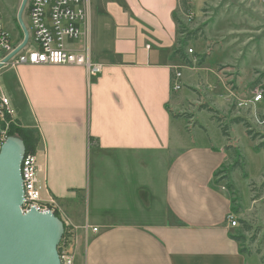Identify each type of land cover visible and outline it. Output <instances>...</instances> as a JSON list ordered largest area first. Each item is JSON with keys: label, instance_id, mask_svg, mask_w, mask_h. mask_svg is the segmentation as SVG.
<instances>
[{"label": "crops", "instance_id": "1", "mask_svg": "<svg viewBox=\"0 0 264 264\" xmlns=\"http://www.w3.org/2000/svg\"><path fill=\"white\" fill-rule=\"evenodd\" d=\"M83 6L81 35L67 47L89 50L99 75L74 65L0 69L14 120L39 131L42 197L74 229L69 264H253L215 181L229 143L172 116L178 0Z\"/></svg>", "mask_w": 264, "mask_h": 264}, {"label": "rangeland", "instance_id": "2", "mask_svg": "<svg viewBox=\"0 0 264 264\" xmlns=\"http://www.w3.org/2000/svg\"><path fill=\"white\" fill-rule=\"evenodd\" d=\"M189 1L187 14L178 10L187 29L180 38L189 31L195 33L185 41L189 63L180 64L187 83L175 96L174 111L185 120L188 131L195 128L204 139L208 128L213 142L225 138L229 143L224 147L228 159L216 175V185L233 204L237 225L232 234L243 235L240 247L253 264H264V91L260 102L251 103L252 89L261 85L264 90V1ZM20 3L0 0L12 39L21 34L16 19ZM23 19L29 28L26 9ZM241 101L247 104L240 106ZM236 118L241 121L237 123ZM68 250L71 254V245Z\"/></svg>", "mask_w": 264, "mask_h": 264}, {"label": "built area", "instance_id": "3", "mask_svg": "<svg viewBox=\"0 0 264 264\" xmlns=\"http://www.w3.org/2000/svg\"><path fill=\"white\" fill-rule=\"evenodd\" d=\"M25 9L30 23L29 28L25 23L29 32L28 40L20 51L12 56L8 62L3 63L2 67L8 64L74 65L84 67L91 78L102 72L101 64L91 59L89 50H75L67 47L68 42L77 40L81 35V25L86 18L83 0H28ZM22 39V31L19 39H12L4 23L3 12L0 8V63ZM189 51L191 52L192 49ZM173 68L171 88L172 91L177 92L183 85L182 69L181 67ZM263 91L261 85H256L251 91V103L260 102ZM246 104L243 101L239 103L240 106ZM13 121V109L10 101L0 90V124L3 122L5 125V128L1 129L0 132V143L7 137V127ZM263 122L264 118L261 120V123ZM39 172L40 167L36 153L25 152L21 163L24 190L22 212L25 213L32 207L39 211L58 212L54 198L44 199L42 197ZM63 222L67 228V235L59 244L58 251L62 264H69L71 254L68 246L71 245L74 229L65 220ZM226 222L230 227L237 225V217L233 211L227 213ZM92 230L97 231V228L92 227Z\"/></svg>", "mask_w": 264, "mask_h": 264}, {"label": "water", "instance_id": "4", "mask_svg": "<svg viewBox=\"0 0 264 264\" xmlns=\"http://www.w3.org/2000/svg\"><path fill=\"white\" fill-rule=\"evenodd\" d=\"M28 0H21L16 19L22 41L0 63H6L26 44L29 36L23 14ZM1 132V128H0ZM24 142L7 136L0 143V264H62L58 247L64 222L53 211L32 207L23 213L24 190L21 163Z\"/></svg>", "mask_w": 264, "mask_h": 264}, {"label": "trees", "instance_id": "5", "mask_svg": "<svg viewBox=\"0 0 264 264\" xmlns=\"http://www.w3.org/2000/svg\"><path fill=\"white\" fill-rule=\"evenodd\" d=\"M189 4L190 1L189 0H178V5H179V10H181L183 13H188L189 12ZM175 22L177 25V32L180 35L186 34V28L183 27L182 21L175 16ZM187 36L186 37H181L178 39L177 41V46L174 48L173 50V56L174 57H178L181 61L183 62H187L189 63V60L187 58V55L185 53L184 50V45H185V41L188 38L189 35H191L192 33H195V31L191 32H187ZM203 60L200 61V63ZM209 110H211L209 108ZM172 116H179L178 114H173ZM235 121L237 123H239L241 121L240 118H236ZM1 129L5 128V125L3 122H1L0 124ZM221 132L224 136H227L226 131L224 129V127L221 128ZM248 134H250V131H247ZM7 136H16L18 138H20L26 147V152H35L36 147L40 141V135H39V131L34 128V127H25L22 126L21 123L19 121L14 120L13 122H10L8 127H7ZM264 145V143H263ZM220 171L216 172V175L219 173ZM55 215L59 217V213L57 211H55ZM64 234L62 236L61 241H63L64 237L67 235V228L64 226ZM244 229L248 230L249 227L248 225L244 224ZM232 238L235 239L238 242H241L243 240V235H232ZM60 241V242H61ZM241 252L242 253H247L244 249L241 248Z\"/></svg>", "mask_w": 264, "mask_h": 264}]
</instances>
